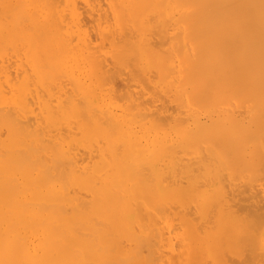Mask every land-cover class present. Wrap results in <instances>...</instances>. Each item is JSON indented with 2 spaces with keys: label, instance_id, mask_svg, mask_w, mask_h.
Here are the masks:
<instances>
[{
  "label": "bare ground",
  "instance_id": "6f19581e",
  "mask_svg": "<svg viewBox=\"0 0 264 264\" xmlns=\"http://www.w3.org/2000/svg\"><path fill=\"white\" fill-rule=\"evenodd\" d=\"M0 264H264V0H0Z\"/></svg>",
  "mask_w": 264,
  "mask_h": 264
}]
</instances>
